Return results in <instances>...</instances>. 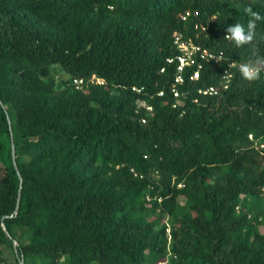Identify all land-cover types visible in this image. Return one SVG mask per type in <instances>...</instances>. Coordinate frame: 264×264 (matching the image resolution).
<instances>
[{
  "label": "trees",
  "instance_id": "obj_1",
  "mask_svg": "<svg viewBox=\"0 0 264 264\" xmlns=\"http://www.w3.org/2000/svg\"><path fill=\"white\" fill-rule=\"evenodd\" d=\"M248 8L264 16V0H0V264L4 248L15 264H158L168 249L264 264L249 204L264 198V71L238 67L264 55V21L251 45L225 39ZM176 33L219 58H198L199 81L187 68L176 84ZM14 227L31 239L15 247Z\"/></svg>",
  "mask_w": 264,
  "mask_h": 264
},
{
  "label": "built area",
  "instance_id": "obj_2",
  "mask_svg": "<svg viewBox=\"0 0 264 264\" xmlns=\"http://www.w3.org/2000/svg\"><path fill=\"white\" fill-rule=\"evenodd\" d=\"M189 16V14H187ZM174 44L179 51V55L177 56V77L176 84L183 85L185 83L184 72L187 68H194L190 76L191 81H199L201 76V70L203 66L197 63L198 58H214L213 54H210L207 50H203L200 46L195 45L192 41H185L184 36L180 33L174 34ZM229 71H226L225 74H229ZM232 79V74L230 73V78H224L223 83H221V87L227 89ZM97 83L101 84L100 80ZM84 84L83 80H74V86L76 89H79ZM220 88H210L208 90H199V93L209 94V95H217ZM180 94L178 91H175V97H179ZM252 138V137H250Z\"/></svg>",
  "mask_w": 264,
  "mask_h": 264
},
{
  "label": "rangeland",
  "instance_id": "obj_3",
  "mask_svg": "<svg viewBox=\"0 0 264 264\" xmlns=\"http://www.w3.org/2000/svg\"><path fill=\"white\" fill-rule=\"evenodd\" d=\"M53 74L56 78V80L58 81V83L60 84L63 80H67L68 77L58 68L55 67L53 69ZM11 138L5 136L4 137V142L6 143L7 149H9L10 147L12 148V152H15V156L17 154V150H18V144H19V134L15 131H11ZM14 160V159H13ZM9 164V158L7 157V155H4L2 157V161L0 163L1 165H8ZM154 178H158V176L156 174H153ZM249 204L251 206H255V207H259L261 210L264 209V198H260L258 200H251L249 199ZM156 218H161L162 223L164 225L167 226V228H171L172 227V222L174 221V219L166 214H161L160 212H157L156 214H154L153 216L150 217V220L156 219ZM261 231L262 233H264V225L261 227ZM13 233L15 238L17 239V242H15V247L18 246L19 243H24L28 240L31 239V232L28 229L25 228H17L14 227L13 228ZM167 233L169 234V230L167 231ZM169 247L171 244V237L169 236ZM4 257L6 259V263L5 264H15L14 262V256L13 253L11 252L10 249L8 248H4ZM3 264V263H1ZM158 264H179L176 258H173L172 254H170L169 249H168V253L167 256L163 259H161V261Z\"/></svg>",
  "mask_w": 264,
  "mask_h": 264
},
{
  "label": "clouds",
  "instance_id": "obj_4",
  "mask_svg": "<svg viewBox=\"0 0 264 264\" xmlns=\"http://www.w3.org/2000/svg\"><path fill=\"white\" fill-rule=\"evenodd\" d=\"M246 11L249 14L247 28L241 23H235L226 29L227 35L225 39L232 41L236 47L253 44L256 24L257 22L264 21V16H261L251 8L246 9ZM214 59L218 60L219 58ZM235 66L236 62L229 65L230 68ZM238 67L243 79L249 82L256 81L260 79V74L264 71V55L254 54L253 59L239 64ZM225 78H230V73L225 74Z\"/></svg>",
  "mask_w": 264,
  "mask_h": 264
},
{
  "label": "water",
  "instance_id": "obj_5",
  "mask_svg": "<svg viewBox=\"0 0 264 264\" xmlns=\"http://www.w3.org/2000/svg\"><path fill=\"white\" fill-rule=\"evenodd\" d=\"M13 159H14V162H15L16 156H15V152L14 151H13Z\"/></svg>",
  "mask_w": 264,
  "mask_h": 264
}]
</instances>
